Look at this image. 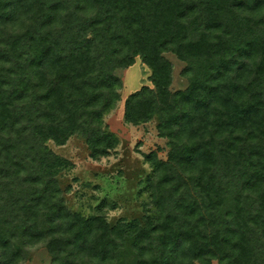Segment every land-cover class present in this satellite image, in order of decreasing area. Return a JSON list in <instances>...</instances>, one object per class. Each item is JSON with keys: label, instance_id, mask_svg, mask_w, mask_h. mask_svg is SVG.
Listing matches in <instances>:
<instances>
[{"label": "trees", "instance_id": "16d2710c", "mask_svg": "<svg viewBox=\"0 0 264 264\" xmlns=\"http://www.w3.org/2000/svg\"><path fill=\"white\" fill-rule=\"evenodd\" d=\"M138 56L153 86L124 119L155 120L169 152L146 155L145 214L112 223L107 199L69 206L49 142L110 156L116 71ZM38 246L51 264H264V0H0V264Z\"/></svg>", "mask_w": 264, "mask_h": 264}, {"label": "rangeland", "instance_id": "374dc122", "mask_svg": "<svg viewBox=\"0 0 264 264\" xmlns=\"http://www.w3.org/2000/svg\"><path fill=\"white\" fill-rule=\"evenodd\" d=\"M173 63V91L183 90L188 86V79L182 74L185 62L171 52L165 54ZM122 79L121 100L115 109L106 116L105 122L120 139L115 151L100 160L90 157L85 139L72 136L65 145L49 142L50 148L72 162V167L62 174V180L69 192L66 199L73 209H83L92 213L99 204L107 199L103 206L112 223L120 219H140L145 213L147 202V179L151 173V164L146 155L158 151V156L167 159L169 147L167 140L158 134L156 121L136 126L124 119L126 98L144 85L153 86L149 67L136 58L128 68L116 71ZM93 208L89 211V205ZM52 259L44 246H38L30 259L23 264H51ZM217 263V262H216Z\"/></svg>", "mask_w": 264, "mask_h": 264}]
</instances>
